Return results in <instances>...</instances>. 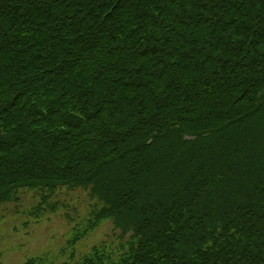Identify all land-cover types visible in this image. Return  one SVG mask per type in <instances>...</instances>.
Segmentation results:
<instances>
[{"label": "trees", "instance_id": "1", "mask_svg": "<svg viewBox=\"0 0 264 264\" xmlns=\"http://www.w3.org/2000/svg\"><path fill=\"white\" fill-rule=\"evenodd\" d=\"M79 187L59 264H264V0H0V204Z\"/></svg>", "mask_w": 264, "mask_h": 264}, {"label": "rangeland", "instance_id": "2", "mask_svg": "<svg viewBox=\"0 0 264 264\" xmlns=\"http://www.w3.org/2000/svg\"><path fill=\"white\" fill-rule=\"evenodd\" d=\"M18 196L16 201L0 204L2 264H23L32 257H42L44 264H59L77 260L94 245L115 239L113 223L106 219L77 243L68 244L74 235V227L88 217L95 204L87 189L60 190L51 198L56 208L44 205L36 189H22ZM37 205L44 207L41 213L35 211Z\"/></svg>", "mask_w": 264, "mask_h": 264}]
</instances>
